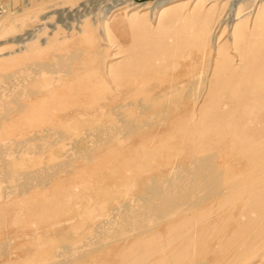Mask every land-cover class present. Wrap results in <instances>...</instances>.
Masks as SVG:
<instances>
[{"label":"rangeland","instance_id":"obj_1","mask_svg":"<svg viewBox=\"0 0 264 264\" xmlns=\"http://www.w3.org/2000/svg\"><path fill=\"white\" fill-rule=\"evenodd\" d=\"M124 1L0 0V96L24 78L25 87L40 90L1 125L0 140L62 134L41 139L46 152L39 154L17 145L6 171L27 159L38 166L73 158L45 187L7 199L0 188V241H7L0 264H53L66 243L76 252L99 247L102 230L124 216L121 204L147 176L206 154L223 170L211 200L69 264H264V0H178L158 9L156 0H134L144 3L137 9ZM69 49L78 56L70 71L22 69ZM174 83L170 96L183 102L169 105L178 114L157 132L123 136L90 160L77 158L103 139L89 131L111 117L110 108L132 116L136 103L157 104ZM85 208L95 214L88 218ZM39 239L46 246L38 257Z\"/></svg>","mask_w":264,"mask_h":264},{"label":"bare ground","instance_id":"obj_2","mask_svg":"<svg viewBox=\"0 0 264 264\" xmlns=\"http://www.w3.org/2000/svg\"><path fill=\"white\" fill-rule=\"evenodd\" d=\"M177 1L178 0H156L153 7H154V9H158V8H162L168 4H171V3H174ZM124 3H126L128 8H131V9H137V8H140L141 6L144 5V3H137L134 0H125ZM76 51H77V49H69V51L64 53V54H61V53L59 55L55 54L56 59H54V62L53 61L49 62L48 60H44V61H41L40 63H34V64H31L30 66H25L22 69H25L26 71L33 70V72H36V73L41 72L43 70H47V69L53 70L54 68L62 70V71H70L69 65L72 62V59H74L77 56ZM96 58H97V56H96ZM16 71H18V70H16ZM21 71L22 70H20V72ZM31 72L32 71L27 72V73L30 74ZM43 72H45V71H43ZM53 72H55V71H53ZM32 73H31V75H32ZM24 74H25V72H24ZM41 74H42V72H41ZM47 74H49V73H47ZM24 76H27V75H24ZM0 78L2 80V77H0ZM24 80H27V79L24 78L23 80L19 81V84L18 83L16 84V87L14 88L15 91L14 92L12 91L13 93L11 91H9L10 93L7 92L8 93L7 96L4 95L5 97L3 96V98L0 96V127H1V125H3V123H5L7 120L12 118L13 116H15L21 112H24L25 107L27 105L25 98L26 99L28 97L32 98L40 91V90L37 91V89L31 88L29 86L25 87L21 82ZM25 82H23V83H25ZM46 83L47 82L43 83L41 85V87L44 85V88H45ZM192 83H193V81H192ZM178 86H179V83H174L171 85L170 88L165 89L162 92H159L158 96H157V99L159 100V102L157 104L146 103L145 100H144L145 102L142 100L139 101L138 103H136L138 110L132 116H129L128 114H124L122 112L121 109L123 106L118 105L117 107L110 108V110H109L110 115H107V116H111V117L108 118L107 120H104V122H101L98 125L96 124L89 131V136L90 135H91V137L95 136L94 134L96 132L99 134V136H102L103 139L101 138L102 140H100V142L94 144L95 147L93 150H91V151L88 150L90 152H84V154H82L80 157H77V158L83 159L85 161L90 160L93 153L103 150L104 148H106L110 144H112L115 140H117L123 136H126L127 137L126 139H128V137H130V139H132V138L141 137L144 134H150L152 132H157V130L162 125H164L173 116L178 114V113H172L169 111V105L171 103L178 104V103L183 102L180 99H178V101H176V99L173 97L174 93H173V91H171L173 89H177ZM188 88H190V87H188ZM182 91H183V89H182ZM189 91H190L189 89L186 90V92H187L186 93L184 90L185 93L182 96L189 95ZM192 91L193 90H191V92ZM170 93H173V94L170 96ZM147 95H148V93H147ZM192 96H194V95H192ZM183 104H184L185 108H187L189 105L188 102L183 103ZM102 110H105V108ZM123 111H125V110H123ZM101 112L103 113V111H101ZM99 120L102 121L101 117L99 118ZM100 121H98V122H100ZM52 132H54V131H52ZM52 132L48 133V134L45 133L44 135L28 136V137H23L22 136L23 134L21 133V136L10 135L7 139H1L0 140V188H2L3 197H5L7 199L8 198L7 194H12V193H16V195L21 196L20 194L27 192V190L29 191V189L32 187H45L54 177H56L57 174H59V173L65 174V172L68 171V166L70 165L71 161L73 160V158L71 157L72 156L71 154H70L71 156L67 154L68 156L65 157L63 160H57L56 159V160H53L52 162H50L49 164H43V165H38V166H36L38 160L33 161L31 163L25 162L28 160L27 159L28 157H27L26 158L27 160H24V161L22 160L23 162H21L20 165L16 164L14 167L15 168L14 170H12L10 172L6 171V165H8L6 160L16 159L14 153L16 154L17 150H16V152H14L15 151V150H13L14 147L16 148V146L20 145V144H22V146H24L25 144H31L32 148H34L35 150L37 149L35 151V153L39 154L40 152L45 151L42 148H41L42 151L40 150V143H38V142L41 139L48 140V139H51L53 137L55 138L56 135L58 138H60V136H62V134H58L57 132H54V133H52ZM96 136H95V138H96ZM99 136H98V139H100ZM54 138H53V140H54ZM92 140L95 141V139H92ZM94 141L92 143H95ZM53 143H55V141ZM123 143H122V145H123ZM38 144H39V146H38ZM118 144H120V142ZM27 146H29V145H27ZM43 148H45V147L43 146ZM46 149H47V147H46ZM25 153H26V151H25ZM27 156H29V155H27ZM176 156H178V155L176 154ZM18 157L19 156L17 155V158ZM172 157H173V155H172ZM186 159H180L178 162L174 163L170 167H168V166L167 167H161L160 166V168H158L157 171H155L153 174L147 176L142 181V183H141L142 187L140 188V190L138 192L133 193V195L131 194L132 197L129 200H126V202H124L125 200L123 201V203L121 202L122 204L120 206V209L123 208V210H125V213H123L124 211L122 212L124 214V216L118 217L115 215L114 218L117 217L116 222L119 224L117 225L116 222L114 223V221H112L114 224H112V225L109 224L108 228H106L105 230L101 229L102 232L98 238H100L104 242H102L101 245L98 244V246L100 245L99 247L93 246L91 248V250H89V251H81L82 250V246H81L80 252H76V249H77V248H75L76 245L74 248L72 247V249H71V245L73 243L63 244L60 246V249H59V251L61 250V252H59L60 255H57L60 258L57 259L55 262L53 261V264H69V263H71L77 259H80L82 257H85L89 254L96 253L99 250H103L105 248H106L105 250H107L110 248V246H112L114 244H118V246L122 245V244L126 243L127 241H129V240H131L137 236H142V235L148 234L150 231L155 230V228L158 227L163 222L172 221L173 219H175L176 217H178L181 214H184V213H187L191 210L197 209L205 197H206V200L207 199L211 200L212 197L214 196V194L218 192L217 188H218L219 184H222L224 182L222 180V177H221V175H223L222 167L214 166L212 164L213 154L212 155L206 154L204 157L196 158L194 160L191 159L192 161H187ZM171 160L173 161V159H171ZM25 163H27V165L34 164L35 166H26L25 167V165H24ZM166 165H168V164H166ZM125 193H127V189H126ZM130 193L127 196H130ZM11 196L12 195H10V197ZM91 200H92V198H91ZM93 209L95 210V208H93ZM104 209H106V207ZM84 214H85V216H87L89 218L92 214H95V213H93V211L88 208V209H86V211H84ZM84 214H82V215H84ZM81 218H83V217L81 216ZM73 231L75 232L76 230L74 229ZM7 238H11L10 235H8ZM37 241H38V239H37ZM40 242H42V241L40 240L33 247V248H35L34 256L39 257V256H42V254H44V250H45L44 247L46 245H41ZM51 242H53V241H51ZM6 244H7V241H2V240L0 241V258H3V257L5 258V255L7 252V251H5ZM43 244H47V243L43 242ZM83 244H84V242H83ZM69 247H70V249H69ZM86 247L84 246L83 248H86ZM8 248H7V250H9V252H10V247H8ZM124 248H125V246H123V249ZM45 252H48V251L46 250ZM46 254H48V253H46ZM13 255H15V254H13ZM42 258L43 257H41V260H43ZM52 260H55V259L53 258ZM32 261H33V258L30 262H32ZM45 261L47 262V260H43V262H45ZM103 263H101V264H103ZM27 264H29V263H27ZM197 264H204V263L199 262Z\"/></svg>","mask_w":264,"mask_h":264},{"label":"crops","instance_id":"obj_3","mask_svg":"<svg viewBox=\"0 0 264 264\" xmlns=\"http://www.w3.org/2000/svg\"><path fill=\"white\" fill-rule=\"evenodd\" d=\"M140 2H148L147 0H140Z\"/></svg>","mask_w":264,"mask_h":264}]
</instances>
